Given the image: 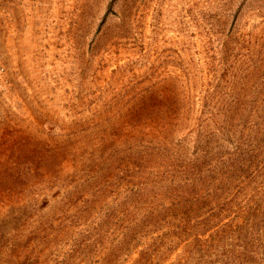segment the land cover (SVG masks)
Here are the masks:
<instances>
[{"label": "rangeland", "instance_id": "obj_1", "mask_svg": "<svg viewBox=\"0 0 264 264\" xmlns=\"http://www.w3.org/2000/svg\"><path fill=\"white\" fill-rule=\"evenodd\" d=\"M228 41L230 73L262 61L264 0H0V264L30 251L38 264L153 260L141 244L161 233L118 251L105 216L170 203V160L195 161L240 91L216 88ZM207 92L213 112H201Z\"/></svg>", "mask_w": 264, "mask_h": 264}, {"label": "trees", "instance_id": "obj_2", "mask_svg": "<svg viewBox=\"0 0 264 264\" xmlns=\"http://www.w3.org/2000/svg\"><path fill=\"white\" fill-rule=\"evenodd\" d=\"M245 43L246 40L241 42ZM228 45L218 52L222 62L217 61L214 68L220 69L222 78L216 88L225 84L227 88L232 86L233 91L238 84L240 91L218 110L224 112L221 123L205 138H197L195 161L185 164L178 157L170 160L177 175L168 177L171 182L163 194L168 195L170 203L162 202L161 209L149 215L119 209L105 216L106 220L110 217L109 223L120 228L115 247L118 251L126 239L130 243L161 233L155 237L158 240L141 244L153 252V260L150 258L149 262V258L140 254L137 264H162L175 251L179 252L170 264H186L195 255L199 256V264H264V226L260 225L255 209L264 208V50L260 53L262 61H252L253 66L235 74L228 69L235 45L230 41ZM216 70L211 73L216 74ZM214 96L212 92L205 94L201 112H213ZM66 204L67 208L69 203ZM64 220L72 217L65 216ZM69 222L68 230L74 227ZM226 240L239 244L236 245L239 250H226L216 258L221 260L206 261L212 255V246ZM15 247L11 244L9 250ZM31 253L13 254V264H38L27 258Z\"/></svg>", "mask_w": 264, "mask_h": 264}]
</instances>
